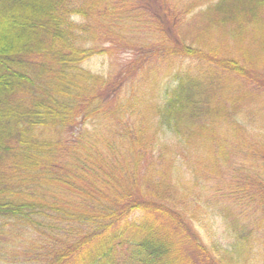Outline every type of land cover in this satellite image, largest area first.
Wrapping results in <instances>:
<instances>
[{"label": "trees", "instance_id": "trees-1", "mask_svg": "<svg viewBox=\"0 0 264 264\" xmlns=\"http://www.w3.org/2000/svg\"><path fill=\"white\" fill-rule=\"evenodd\" d=\"M146 1L0 0V236L21 240L17 264H250L264 244V0ZM121 52L109 75L84 67ZM208 178L235 199L233 253L173 201L189 212L182 190Z\"/></svg>", "mask_w": 264, "mask_h": 264}, {"label": "rangeland", "instance_id": "rangeland-1", "mask_svg": "<svg viewBox=\"0 0 264 264\" xmlns=\"http://www.w3.org/2000/svg\"><path fill=\"white\" fill-rule=\"evenodd\" d=\"M144 1L148 4L146 0ZM193 1L195 0H173L172 3L177 4L175 9L177 11L181 6L182 9L183 7L185 10L189 9L190 3ZM153 5L160 9H162L164 5L166 8L169 7L168 4H163L159 0H156V2L153 1ZM74 20L78 24L82 21L80 17H74ZM106 46H109V44ZM131 58V52H121L114 55H97L88 60L84 64V67L96 74L109 75L118 70L120 66L128 63ZM167 133L168 137L165 142L169 143L171 146L173 144L172 134L170 132ZM218 183L219 180L216 179L212 181L208 178L207 180H203L200 185L190 193L186 192V190H182L183 197L190 199L188 201H191L188 204L189 212L187 213L184 210H181L182 207H180L185 202L181 201L177 194H174L172 198L178 206V209L184 215H187L186 220L190 227L208 248H214L216 250L217 247H225V250L229 253H233L234 250H230L228 245L230 244V240L235 236V232L232 228L235 223L234 217L235 215H238L239 211L236 210L237 205L234 204L235 199L223 196V193H226L225 191L228 190H225L226 185L221 184L218 186L216 185ZM167 188L168 187L164 186L163 190L165 191ZM209 192L212 193L209 194ZM202 193L204 194L202 195ZM168 202L171 203L172 199ZM173 209L178 211L175 208ZM160 224L162 225L161 221ZM249 224L252 225L253 223L249 222ZM0 226L4 228L6 232L7 227H4L1 224ZM166 230L173 234L169 226H166L165 229L163 227L162 232L166 233ZM17 242L22 243L21 240L15 236H12L10 239L6 236H0V264H17L18 261H24L20 256L23 252H21L20 245L16 244ZM179 250L183 253L184 258H188L185 248ZM250 255V261L254 259L250 264H264V244L261 248H257Z\"/></svg>", "mask_w": 264, "mask_h": 264}]
</instances>
